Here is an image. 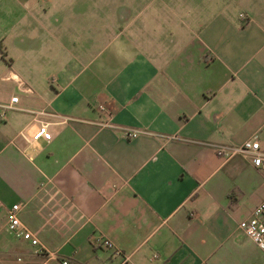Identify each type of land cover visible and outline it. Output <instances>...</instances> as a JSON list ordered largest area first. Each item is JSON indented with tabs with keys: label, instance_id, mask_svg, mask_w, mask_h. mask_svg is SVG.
<instances>
[{
	"label": "crops",
	"instance_id": "crops-1",
	"mask_svg": "<svg viewBox=\"0 0 264 264\" xmlns=\"http://www.w3.org/2000/svg\"><path fill=\"white\" fill-rule=\"evenodd\" d=\"M49 6L0 0V250L16 204L42 264H262L237 224L264 200V173L208 145L264 141V0L236 16L176 12L146 34L86 23L68 42ZM32 35L50 42L43 56ZM101 121L147 134L127 140ZM40 125L50 140H32Z\"/></svg>",
	"mask_w": 264,
	"mask_h": 264
},
{
	"label": "rangeland",
	"instance_id": "rangeland-1",
	"mask_svg": "<svg viewBox=\"0 0 264 264\" xmlns=\"http://www.w3.org/2000/svg\"><path fill=\"white\" fill-rule=\"evenodd\" d=\"M238 4H234L232 0H46L49 3V7L45 8L46 21L60 19L61 34L65 39L69 40L67 29L76 30V34L80 35V30L87 23L88 28H96L95 24L100 25V21L105 23L109 21L111 25H115L116 28L122 27L121 20L125 21V24L131 25L135 28L143 29V33H149L151 29H156L154 22L156 20L162 21L168 17H176V12L179 13V17H185L187 9L191 11V16L200 7H204L201 11H206V17H214L221 11V13L227 11L231 16H236L237 11L240 9V5L243 0H235ZM53 2L60 3L59 6H54ZM238 5V6H236ZM235 7H237L235 9ZM70 19L76 20L71 26ZM92 22V24H91ZM46 34H52V27L45 26ZM130 34H132L130 32ZM21 38H23L20 35ZM76 46L79 49L84 47L86 40L82 34ZM78 40V41H79ZM36 35L31 36V40L28 43L30 48H35V54L43 56L44 48L49 45L41 44L36 45ZM48 57L55 62L57 58L54 57L53 52H48ZM14 60L18 58L14 56ZM17 64V63H16ZM17 69V68H16ZM8 240L14 239L11 236H6ZM34 249L30 245L22 240L14 239L6 249L0 250V264H42L45 259L39 255L34 254ZM46 264H55L54 262H47ZM56 264H58L56 262Z\"/></svg>",
	"mask_w": 264,
	"mask_h": 264
},
{
	"label": "built area",
	"instance_id": "built-area-1",
	"mask_svg": "<svg viewBox=\"0 0 264 264\" xmlns=\"http://www.w3.org/2000/svg\"><path fill=\"white\" fill-rule=\"evenodd\" d=\"M238 18L240 20L245 19L241 14L238 15ZM16 100V97H11L9 99V104L15 103ZM0 108L10 109L8 106H0ZM95 109L99 113L105 112L103 105H97ZM98 125L120 131L122 136L127 140L147 134L141 130L117 127L103 121L99 122ZM38 139L50 140V134L47 132L45 125H40L33 134L32 140L36 141ZM208 146L212 149L214 155L223 161H227L233 157H240L246 160L254 170L264 173V141H261L257 134H252L239 145L209 144ZM18 210L19 206L16 204L5 210V231L14 239L26 241L30 246H38L36 238L20 224L17 218ZM237 228L264 256V200L252 209L247 219L237 224ZM90 243L93 247L111 248V244L102 237L93 238ZM36 253L43 254L44 250L39 249ZM114 254L117 255L118 252L114 251ZM125 260L126 258L123 259V261ZM56 261L58 264H69L66 259H58ZM262 264H264V261Z\"/></svg>",
	"mask_w": 264,
	"mask_h": 264
}]
</instances>
